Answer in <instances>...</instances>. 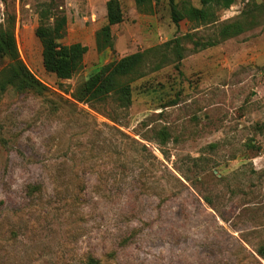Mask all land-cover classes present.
<instances>
[{"label": "rangeland", "instance_id": "rangeland-1", "mask_svg": "<svg viewBox=\"0 0 264 264\" xmlns=\"http://www.w3.org/2000/svg\"><path fill=\"white\" fill-rule=\"evenodd\" d=\"M106 1L0 0L41 84L0 90V264H264V0L178 26L172 8L200 0H152L150 13L119 0L98 51ZM43 4L66 17L61 43L87 46L71 78L43 66ZM234 21L245 30L205 48L182 39L180 63L131 82L128 106L71 95L110 61L185 34L215 40Z\"/></svg>", "mask_w": 264, "mask_h": 264}, {"label": "trees", "instance_id": "trees-1", "mask_svg": "<svg viewBox=\"0 0 264 264\" xmlns=\"http://www.w3.org/2000/svg\"><path fill=\"white\" fill-rule=\"evenodd\" d=\"M136 8L145 13L153 10L152 0H134ZM235 0H200V6H194L189 2H183L179 9L172 8L171 19L175 25L184 18L195 24L213 23L217 19V10L228 8ZM52 18V21H50ZM38 24L35 35L41 43V55L44 68L53 72L57 78L68 79L82 66L83 55L87 46L80 42L69 44L61 43L64 35L66 17L55 15L42 5L38 11ZM122 20V10L119 0L106 1V22L95 33V44L98 51L112 47L111 26ZM245 30L240 21L223 24L218 32L219 38L203 41L193 39L192 34L175 37L162 44L151 46L142 51H136L119 59L110 61L92 74L71 94L79 102H102L114 96L125 107L131 103V82L143 77L148 71L161 68L169 62L180 63L183 58L182 39L189 40L195 48H205L216 44L220 39L237 35ZM219 39V40H218ZM0 58L7 59L6 64L0 70V90L7 85L40 87L24 62L20 58L13 25L0 26ZM161 143L167 137V131H161ZM141 149H147L140 143ZM165 154V150H160ZM193 161L196 159L191 158ZM86 264H98L93 258H89Z\"/></svg>", "mask_w": 264, "mask_h": 264}]
</instances>
